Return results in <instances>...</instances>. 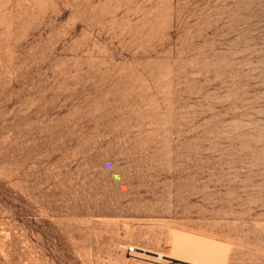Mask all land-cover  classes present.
<instances>
[{"label":"rangeland","instance_id":"1","mask_svg":"<svg viewBox=\"0 0 264 264\" xmlns=\"http://www.w3.org/2000/svg\"><path fill=\"white\" fill-rule=\"evenodd\" d=\"M264 264V0H0V264Z\"/></svg>","mask_w":264,"mask_h":264},{"label":"bare ground","instance_id":"2","mask_svg":"<svg viewBox=\"0 0 264 264\" xmlns=\"http://www.w3.org/2000/svg\"><path fill=\"white\" fill-rule=\"evenodd\" d=\"M156 259H161V260H165L167 262H171L172 264H178V263H175L173 262L172 260H168L165 257V255L161 254V253H155V256H154Z\"/></svg>","mask_w":264,"mask_h":264}]
</instances>
